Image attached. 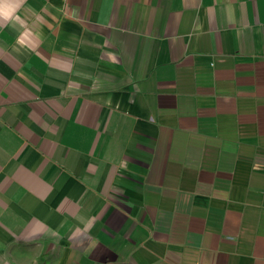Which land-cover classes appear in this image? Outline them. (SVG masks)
I'll list each match as a JSON object with an SVG mask.
<instances>
[{
	"label": "crops",
	"instance_id": "1",
	"mask_svg": "<svg viewBox=\"0 0 264 264\" xmlns=\"http://www.w3.org/2000/svg\"><path fill=\"white\" fill-rule=\"evenodd\" d=\"M16 14L31 33L0 18V264H264V0Z\"/></svg>",
	"mask_w": 264,
	"mask_h": 264
},
{
	"label": "clouds",
	"instance_id": "2",
	"mask_svg": "<svg viewBox=\"0 0 264 264\" xmlns=\"http://www.w3.org/2000/svg\"><path fill=\"white\" fill-rule=\"evenodd\" d=\"M24 0H0V18L9 21L13 28L19 25L20 28H24L27 33H31V29L28 27L26 21L22 19L16 13L23 7ZM22 46L24 41L18 40Z\"/></svg>",
	"mask_w": 264,
	"mask_h": 264
}]
</instances>
